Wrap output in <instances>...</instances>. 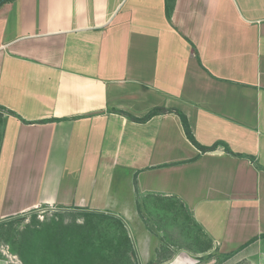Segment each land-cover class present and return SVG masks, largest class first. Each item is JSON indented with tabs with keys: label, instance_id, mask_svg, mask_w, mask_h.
I'll return each mask as SVG.
<instances>
[{
	"label": "crops",
	"instance_id": "obj_1",
	"mask_svg": "<svg viewBox=\"0 0 264 264\" xmlns=\"http://www.w3.org/2000/svg\"><path fill=\"white\" fill-rule=\"evenodd\" d=\"M0 107V224L99 211L140 264H264V0H11ZM164 208L168 246L138 226Z\"/></svg>",
	"mask_w": 264,
	"mask_h": 264
},
{
	"label": "rangeland",
	"instance_id": "obj_2",
	"mask_svg": "<svg viewBox=\"0 0 264 264\" xmlns=\"http://www.w3.org/2000/svg\"><path fill=\"white\" fill-rule=\"evenodd\" d=\"M125 193L126 190H124L123 194ZM159 207L160 205L158 208ZM166 209L168 210L169 208L156 210L160 217L146 220L142 219V223L138 226H140V228L143 226V229L146 227L147 230L153 232V237L155 239L157 238L159 243L162 241L161 244L164 242V245L168 246L170 244H167L164 240L168 238L167 234H178L182 229L181 226L184 220L180 221L178 218L177 220L169 219V217H171V210L167 211ZM132 224V221H124L112 214H106V217H100L85 215L82 211H65L59 208L41 207L32 212L19 214L0 224V257L9 264H22L19 254L18 252L16 253V251L24 250L26 244L25 238L31 236V234H29L31 230H38V237L40 238L48 237L49 233H54L53 235L57 236V240L62 239L59 238L60 236H64L65 239L63 238L62 242L68 241L75 233L84 235L92 242L99 239V237H103V245H101V247L104 251L100 250V252L107 255L114 253V251H107L110 245H106L104 237L113 235L117 237L123 232V238H127V243H129L132 250L128 251L127 257L123 256L119 259L118 256L111 255L96 261L101 264H140L135 249V232ZM185 225H187V222H185ZM189 231L187 227L186 232L188 233ZM182 241L185 245L195 247V242L193 243L192 239L187 238L185 235H183ZM162 246L163 245H160V247ZM124 247L125 246L121 244L119 253H123ZM196 255L200 264H250V262L247 261H237L234 263L233 260H223L214 254H208V252L198 253Z\"/></svg>",
	"mask_w": 264,
	"mask_h": 264
},
{
	"label": "trees",
	"instance_id": "obj_3",
	"mask_svg": "<svg viewBox=\"0 0 264 264\" xmlns=\"http://www.w3.org/2000/svg\"><path fill=\"white\" fill-rule=\"evenodd\" d=\"M9 1L11 0H0V7ZM164 110L165 109L163 108H154L139 120H146L149 117L161 113ZM3 113H10L14 115L12 111L4 107H0V122L2 120ZM179 115L181 116L182 124L187 137L202 150L212 148L204 147L197 143L189 128L187 118L181 112L179 113ZM84 214L106 217V214L99 211L84 212ZM38 233V230H31L29 232L31 236L25 238L26 244L24 246V250L16 251V253L18 252L19 254L22 264H101L96 260L111 255H114L116 257L118 256V258L120 259L123 256L127 257L128 251H132L129 243H127V238H123V232H121V234L117 237H115L114 235L104 237L106 245H110L107 251H114V253L109 255L102 254V252H100V250L104 251V249H102L101 247V245H103V237H99V239L92 242L91 240H88L84 235L75 233V235H73L68 241L62 242L64 236H60L59 238L62 239H59V241L57 240V236L53 235L54 233H49L48 237L46 238L38 237ZM121 244L125 246L122 251L123 253H119Z\"/></svg>",
	"mask_w": 264,
	"mask_h": 264
}]
</instances>
